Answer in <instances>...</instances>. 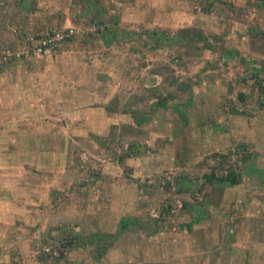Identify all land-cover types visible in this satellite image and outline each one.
I'll use <instances>...</instances> for the list:
<instances>
[{"label":"rangeland","instance_id":"1","mask_svg":"<svg viewBox=\"0 0 264 264\" xmlns=\"http://www.w3.org/2000/svg\"><path fill=\"white\" fill-rule=\"evenodd\" d=\"M89 1L95 14L83 18L76 0H0L7 21L30 10L52 23L33 31L9 21L0 42V264H163L142 251L141 231L176 226L184 198L223 191L208 192L209 174L242 180L255 154L237 139L206 149L204 136L220 106L264 105V0ZM66 26L77 33L51 56L5 53L22 46L13 30ZM129 197L136 240L118 232L103 257L98 240L69 246L70 229L115 232Z\"/></svg>","mask_w":264,"mask_h":264},{"label":"crops","instance_id":"2","mask_svg":"<svg viewBox=\"0 0 264 264\" xmlns=\"http://www.w3.org/2000/svg\"><path fill=\"white\" fill-rule=\"evenodd\" d=\"M84 2V7H79L82 3L79 4L76 0L70 8L74 12L79 9L85 15L83 18H87L95 14L96 4H92L89 0ZM29 11L24 19L12 14L13 18L7 21L0 15V42L9 37L5 34L9 21L13 22L12 25L26 26L33 31L52 25L45 15ZM62 11V9L59 10L60 13ZM108 41H112V38H108L106 43ZM262 102L264 103L263 99ZM219 108L222 112L213 111L217 123L213 125V130L210 128L211 130L204 136L206 149H221L237 139L238 144L250 143L255 146V154L246 161L242 180L237 177V182L231 184L228 181L213 182V179H210L211 185L208 192H216L217 189L223 191L208 194L209 197L196 204L187 202L189 199L184 198L185 209L177 217L176 226L172 222L158 224L160 225L159 235L155 236H152L153 229L141 231L143 236L146 235L143 237L145 244L142 251L146 253L149 261L161 258L160 261L163 264H194L195 262L197 264H228V261L230 264H240V260L245 262L247 259L253 264H258L262 260L261 264H264V256H262L264 252V105L260 106L257 103L251 105L250 111L253 113L245 114L227 113L222 106ZM114 117L121 119L119 113ZM221 129L226 132L224 135L221 134ZM239 185L246 189L243 196H240L241 193L237 190L236 192L233 190ZM196 186L197 183H188L186 187L194 191ZM217 194L220 195L218 201L214 198ZM131 201L133 199L130 197L122 201L121 207L117 209L118 213L111 220L110 224L117 225L115 232L98 233L105 237V240L101 242L102 251L97 250L98 257H103L112 248L116 237H119L118 232L121 234L128 229L127 234L132 237L129 232L131 228L128 227L140 212L139 209L131 206ZM228 220L234 222L230 228L228 225L225 229L224 226ZM138 231L139 229L134 230L135 236L132 239L136 240ZM234 252L240 255L236 256ZM224 253H226L225 257Z\"/></svg>","mask_w":264,"mask_h":264},{"label":"built area","instance_id":"3","mask_svg":"<svg viewBox=\"0 0 264 264\" xmlns=\"http://www.w3.org/2000/svg\"><path fill=\"white\" fill-rule=\"evenodd\" d=\"M14 36L20 40L22 46L18 50H6L5 53L16 57H43L51 54L69 38L75 36L76 29L73 26H66L62 28H50L45 32L39 33H25L23 34L19 30H13ZM160 80V79H159ZM158 81V80H157ZM228 172L225 171L223 174L216 177L225 176ZM177 206L180 207L181 203L176 200ZM153 213V212H151ZM157 215V214H154Z\"/></svg>","mask_w":264,"mask_h":264},{"label":"trees","instance_id":"4","mask_svg":"<svg viewBox=\"0 0 264 264\" xmlns=\"http://www.w3.org/2000/svg\"><path fill=\"white\" fill-rule=\"evenodd\" d=\"M205 45L209 46V44H205ZM240 97H242V96L240 95ZM214 178H216V177L214 176L213 173L208 175V180L214 179ZM216 180L225 181V182L228 181L229 183L234 184L237 182V174L231 170L225 176L217 177ZM64 227H66V226H64ZM67 228H68V226H67ZM69 236H70L69 246H73V247H75L76 245L85 246L89 241H91V239H93V241H95V242H96V240H98V243H101L105 240V237L102 234L89 232L86 234L77 233L75 235V233L73 232L72 229H70V231H69ZM97 247H98L97 250L100 249L102 251V248H101L102 245H98ZM60 259L61 258H56V260H60Z\"/></svg>","mask_w":264,"mask_h":264}]
</instances>
